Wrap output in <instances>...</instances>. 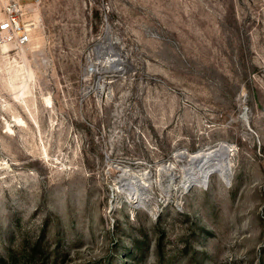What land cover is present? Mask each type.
Instances as JSON below:
<instances>
[{"label": "rangeland", "instance_id": "rangeland-1", "mask_svg": "<svg viewBox=\"0 0 264 264\" xmlns=\"http://www.w3.org/2000/svg\"><path fill=\"white\" fill-rule=\"evenodd\" d=\"M29 21L0 34V264H264V0H40ZM219 144L229 177L186 182Z\"/></svg>", "mask_w": 264, "mask_h": 264}, {"label": "bare ground", "instance_id": "bare-ground-1", "mask_svg": "<svg viewBox=\"0 0 264 264\" xmlns=\"http://www.w3.org/2000/svg\"><path fill=\"white\" fill-rule=\"evenodd\" d=\"M178 157H180L179 161H181L182 158L186 159V156L183 153H179L177 155V158ZM229 159V149L224 144H219L216 147L210 148L208 150H201L190 156H187L186 160H188V165L184 171L187 177L186 182L192 184L201 181H208L211 175L216 172L224 177H227L229 174ZM136 179H138V177H132V182L130 183L133 185L134 190L137 187L140 189H137L136 191L133 190L131 195L140 203L147 191L145 187L146 182H142L145 178L138 180Z\"/></svg>", "mask_w": 264, "mask_h": 264}, {"label": "built area", "instance_id": "built-area-1", "mask_svg": "<svg viewBox=\"0 0 264 264\" xmlns=\"http://www.w3.org/2000/svg\"><path fill=\"white\" fill-rule=\"evenodd\" d=\"M40 0H7L4 16L0 19V34L10 36L18 45L31 39L29 16Z\"/></svg>", "mask_w": 264, "mask_h": 264}]
</instances>
